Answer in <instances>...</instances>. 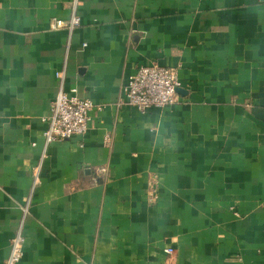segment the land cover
<instances>
[{
  "label": "crops",
  "instance_id": "crops-1",
  "mask_svg": "<svg viewBox=\"0 0 264 264\" xmlns=\"http://www.w3.org/2000/svg\"><path fill=\"white\" fill-rule=\"evenodd\" d=\"M71 3L0 0V264L27 203L18 264H264V0H78L51 30ZM150 64L176 103L120 104ZM61 85L99 110L46 145Z\"/></svg>",
  "mask_w": 264,
  "mask_h": 264
},
{
  "label": "built area",
  "instance_id": "built-area-1",
  "mask_svg": "<svg viewBox=\"0 0 264 264\" xmlns=\"http://www.w3.org/2000/svg\"><path fill=\"white\" fill-rule=\"evenodd\" d=\"M77 4L78 0H72L70 16L66 20H52L50 29L53 31L64 29L68 36L71 35L80 25V18L76 14ZM57 76L63 82V71ZM178 87L179 81L174 69L156 64L139 66L123 86L120 104L130 106L141 113L150 108L163 109L176 103ZM94 110H99V107L90 100L79 98L76 90L66 93L61 85L52 102L49 114L41 118V122L46 126L43 133L45 144L49 145L52 142L68 140L73 136L85 135L88 131L90 113ZM40 166L41 163L34 168L31 192L40 184ZM97 172L103 173L104 170L100 169ZM27 207L28 203L24 205L22 218L11 238L9 253L4 264H18L22 257L25 243L24 218ZM166 252L169 255L172 254L171 249Z\"/></svg>",
  "mask_w": 264,
  "mask_h": 264
},
{
  "label": "water",
  "instance_id": "water-1",
  "mask_svg": "<svg viewBox=\"0 0 264 264\" xmlns=\"http://www.w3.org/2000/svg\"><path fill=\"white\" fill-rule=\"evenodd\" d=\"M176 92H179L178 88L176 89Z\"/></svg>",
  "mask_w": 264,
  "mask_h": 264
}]
</instances>
